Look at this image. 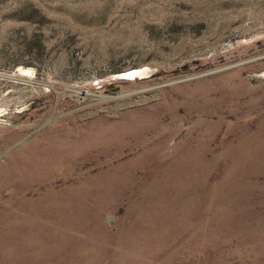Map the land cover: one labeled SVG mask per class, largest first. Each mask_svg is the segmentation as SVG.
Instances as JSON below:
<instances>
[{
    "label": "rangeland",
    "instance_id": "1",
    "mask_svg": "<svg viewBox=\"0 0 264 264\" xmlns=\"http://www.w3.org/2000/svg\"><path fill=\"white\" fill-rule=\"evenodd\" d=\"M0 264H264V0H0Z\"/></svg>",
    "mask_w": 264,
    "mask_h": 264
},
{
    "label": "bare ground",
    "instance_id": "2",
    "mask_svg": "<svg viewBox=\"0 0 264 264\" xmlns=\"http://www.w3.org/2000/svg\"><path fill=\"white\" fill-rule=\"evenodd\" d=\"M127 77H133V76H144L147 74L146 70H130L128 72L124 73ZM125 77V76H124Z\"/></svg>",
    "mask_w": 264,
    "mask_h": 264
}]
</instances>
